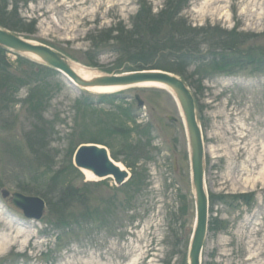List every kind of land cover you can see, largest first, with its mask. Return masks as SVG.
<instances>
[{
	"label": "rangeland",
	"instance_id": "1",
	"mask_svg": "<svg viewBox=\"0 0 264 264\" xmlns=\"http://www.w3.org/2000/svg\"><path fill=\"white\" fill-rule=\"evenodd\" d=\"M7 2L24 18L26 30L13 33L100 75L118 72V45L110 40L96 47L92 38H106L103 29L131 28L143 2L157 14L166 0ZM180 16L193 26L241 34L240 51L257 60L256 67L234 73L191 77L209 196L200 264H264V0H188ZM6 55L10 72L25 78L0 87V264H190L197 205L189 135L175 95L141 84L96 92L56 68L45 69L30 53L7 49ZM36 79L44 80V99L35 107L30 99ZM128 111L132 144L147 151L138 158L142 148L131 155L130 137L121 143L123 138L108 135ZM94 138L129 172L123 184L112 175L88 180L87 169L76 165L78 147ZM129 163L143 177L140 184L130 180ZM66 183L75 193L56 202ZM3 189L10 196L42 190L56 211L39 194L45 212L30 218ZM65 224L72 225L66 230Z\"/></svg>",
	"mask_w": 264,
	"mask_h": 264
},
{
	"label": "trees",
	"instance_id": "2",
	"mask_svg": "<svg viewBox=\"0 0 264 264\" xmlns=\"http://www.w3.org/2000/svg\"><path fill=\"white\" fill-rule=\"evenodd\" d=\"M7 1L0 0V25L12 31H25L24 18H20L17 7L9 11ZM187 3L188 0H166L164 8L157 14H153L151 6H147V2H143L133 18L131 28H126L123 25L117 28L103 29L100 34L106 38L98 41V37L97 41H95V37H93V46L99 47L100 42L103 44L110 40H116L118 57L116 58L115 69L118 72H122V70L162 69L179 74L189 85H192L191 77L195 74L204 75L208 71L234 73L251 65L254 66L257 63L255 57L240 51V45L243 42L240 39L243 37L241 34L236 37V33L233 31H226V29L216 26H193L188 22L187 18L180 16L181 9L185 8ZM212 39L213 42L211 41ZM207 44L209 47L203 48ZM6 52L7 49L0 46V87L9 84V81L13 84L16 81L23 82L22 80L25 78V75L21 74L18 77L10 72V64ZM260 60L263 61V59ZM91 62L89 64H93ZM196 64H199V66ZM259 65L263 67L262 62ZM40 66L52 70V67L48 65L42 64ZM194 66H197V68L195 67L196 70L193 69ZM11 75L14 80L10 77ZM34 82L36 83V88L31 90L30 102L32 106L36 107L37 102L44 99L42 96L44 89L40 88L44 80L36 79ZM127 114L128 118L124 121L117 117L119 120L117 128L119 130L110 126L111 132L108 135L112 139L123 138L120 141L121 143L125 141V137L127 141H129L128 137H130L131 142L127 147L131 155L135 154L133 148L137 151L142 148L139 152L140 155L136 156L138 158L139 156H144L147 151L137 143L132 144V133L134 131L128 129L130 128L128 122L134 119L132 118V111H128ZM140 132L142 134L143 130H140ZM91 142H99V139L94 138ZM107 143L110 144L111 141ZM40 154L44 156V152ZM113 154L115 157L116 154ZM40 158L38 157L39 163H41ZM128 166L132 170L134 169L131 163ZM142 178L141 176H136L133 170L130 180H134L133 184H140L139 181L141 180L139 179ZM75 190L69 183H66V186L61 185L59 189L61 196L56 202H62L63 197L67 193V196L71 197ZM32 193L42 195L47 199L48 205H52L49 195L42 190L34 189ZM51 209H53L52 206ZM53 210L56 211V208ZM65 225L67 226L63 228L67 230L72 224ZM188 242L186 243L187 246Z\"/></svg>",
	"mask_w": 264,
	"mask_h": 264
},
{
	"label": "water",
	"instance_id": "3",
	"mask_svg": "<svg viewBox=\"0 0 264 264\" xmlns=\"http://www.w3.org/2000/svg\"><path fill=\"white\" fill-rule=\"evenodd\" d=\"M0 46L16 52L35 54L45 64L62 71L72 82L84 88L108 86H132L146 83H163L171 86L175 97L181 106L185 117L191 150V176L196 197L197 217L196 227L190 245V264H200V255L207 231L208 222V193L205 188L204 172V141L202 128L196 115L195 101L190 86L178 74L162 69L130 70L118 73H104L92 78L80 75L58 50L43 43H36L13 33L0 26ZM139 106H144V100L136 95ZM168 119L177 121V117L168 115ZM94 143H84L78 147L75 163L78 167L90 170L98 177L112 175L117 184L126 181L129 172L120 167L111 157L108 148ZM3 196H10L7 189H3ZM11 202L21 208L26 216L40 219L46 202L40 196L14 192L10 196Z\"/></svg>",
	"mask_w": 264,
	"mask_h": 264
},
{
	"label": "bare ground",
	"instance_id": "4",
	"mask_svg": "<svg viewBox=\"0 0 264 264\" xmlns=\"http://www.w3.org/2000/svg\"><path fill=\"white\" fill-rule=\"evenodd\" d=\"M31 56L35 59H39V57L35 54H31ZM70 64L72 65V67L83 77L85 78H92L95 77L99 74H97L96 72L87 69L85 66L81 65L80 63L77 62H72L69 61ZM141 85H155L157 87H160L170 93H173L174 95L176 94L174 89L167 85V84H163V83H146V84H141ZM125 86H108V87H89L88 89L92 90V91H96V92H112V91H116L119 89L124 88ZM120 167L124 168V165L120 162H116ZM84 173L87 177L88 180H96V179H100V177L94 175V173L90 170H84ZM21 232V231H20Z\"/></svg>",
	"mask_w": 264,
	"mask_h": 264
}]
</instances>
